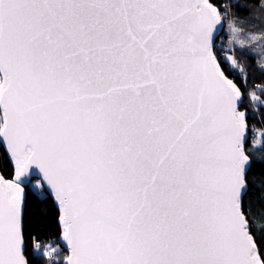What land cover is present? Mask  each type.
<instances>
[{"label": "snow or ice", "instance_id": "1", "mask_svg": "<svg viewBox=\"0 0 264 264\" xmlns=\"http://www.w3.org/2000/svg\"><path fill=\"white\" fill-rule=\"evenodd\" d=\"M257 51L264 0H0V264H264Z\"/></svg>", "mask_w": 264, "mask_h": 264}, {"label": "trees", "instance_id": "2", "mask_svg": "<svg viewBox=\"0 0 264 264\" xmlns=\"http://www.w3.org/2000/svg\"><path fill=\"white\" fill-rule=\"evenodd\" d=\"M241 2H243V3H251V0H241ZM244 27L250 33L261 34L259 31L254 29L251 24L245 25ZM225 32H226V30H225ZM224 35H225L226 38L223 39L221 43L223 44L224 48L227 49L230 46V44H231V39L232 38H231L230 32H228V31L226 33H224ZM248 47L252 48L251 45H249ZM234 50H235V48H234ZM259 54H260L259 52H249V55H247V56H240L239 53H237V58L240 60V62L242 64H259V63H262V59H261V56H259ZM248 71L251 72L252 69H248ZM258 75H259L258 73H253L249 77L248 83H249V86H250V90L251 91H255L257 95H261V98L264 99V94H261L256 88L251 87L252 85H262V84H264V77L258 79L257 78ZM260 115H264V112H261L257 116V118L255 120L251 121V123L253 125H255L254 131L256 133H258L260 131H264V123L260 122ZM254 138L255 139H259V136L256 135ZM254 175H258V174L254 173ZM256 208L258 210H260V211H264V205H257ZM55 235H56V233L53 231L52 232V237L54 238Z\"/></svg>", "mask_w": 264, "mask_h": 264}, {"label": "rangeland", "instance_id": "3", "mask_svg": "<svg viewBox=\"0 0 264 264\" xmlns=\"http://www.w3.org/2000/svg\"><path fill=\"white\" fill-rule=\"evenodd\" d=\"M225 30H226V32H227V27L225 26ZM225 31L218 37V39H217V43H219V44H222L221 42H222V40L223 39H225L226 37H225V35H224V33H226ZM231 34V33H230ZM250 34H256V35H259L258 33H250ZM251 46H252V48L253 47H255V43L254 44H251ZM258 52V51H257ZM259 56H261V54H259ZM262 63H264V59H262ZM53 246H55V245H53Z\"/></svg>", "mask_w": 264, "mask_h": 264}, {"label": "water", "instance_id": "4", "mask_svg": "<svg viewBox=\"0 0 264 264\" xmlns=\"http://www.w3.org/2000/svg\"><path fill=\"white\" fill-rule=\"evenodd\" d=\"M221 34H222V33H221ZM221 34H220V35H221ZM218 37H219V36H218ZM218 37H217V39H218Z\"/></svg>", "mask_w": 264, "mask_h": 264}]
</instances>
